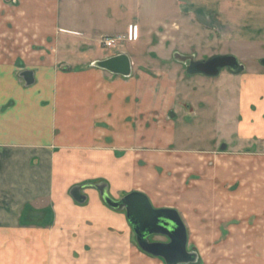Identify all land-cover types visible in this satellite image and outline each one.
<instances>
[{
  "label": "crops",
  "instance_id": "0c3cea01",
  "mask_svg": "<svg viewBox=\"0 0 264 264\" xmlns=\"http://www.w3.org/2000/svg\"><path fill=\"white\" fill-rule=\"evenodd\" d=\"M114 36L128 41L107 54L101 39ZM175 54L234 55L245 71L189 76ZM118 55L131 77L96 67ZM263 60L264 0H0V264H33L23 252L35 232L34 264H61V244L85 264L149 256L98 190L73 199L86 184L178 211L188 237L207 218L228 234L256 221L247 210L264 202Z\"/></svg>",
  "mask_w": 264,
  "mask_h": 264
},
{
  "label": "water",
  "instance_id": "95a60500",
  "mask_svg": "<svg viewBox=\"0 0 264 264\" xmlns=\"http://www.w3.org/2000/svg\"><path fill=\"white\" fill-rule=\"evenodd\" d=\"M174 60L186 66V73L189 76L217 78L224 71L231 75H240L245 71V66L234 55L213 56L196 61L193 56L175 54ZM261 64L264 66V60ZM96 67L124 78L132 75V63L127 55H119L98 62ZM25 80L28 85L31 84L28 79ZM86 188L98 190L102 201L110 209L117 212L125 211L134 232L136 244L143 253L161 259L165 264H198L199 257L196 252L188 250V231L178 211L155 209L150 200L139 193H133L120 201H115L111 198L107 186L98 184L75 187L71 195L77 203L86 202V197L81 193ZM154 236L166 237L169 242L152 243L149 239Z\"/></svg>",
  "mask_w": 264,
  "mask_h": 264
},
{
  "label": "rangeland",
  "instance_id": "374dc122",
  "mask_svg": "<svg viewBox=\"0 0 264 264\" xmlns=\"http://www.w3.org/2000/svg\"><path fill=\"white\" fill-rule=\"evenodd\" d=\"M108 53L111 52H107V54ZM148 58L152 59V57ZM140 60H142L143 62L144 58L140 57ZM247 61L248 60L246 57L244 58L243 63L247 64ZM145 62L146 63L144 64L149 63V61L146 60ZM224 75L226 76L229 74L227 71H224L222 73V76L225 77ZM207 134L208 133H205V136L208 138ZM247 165H250V163H247ZM257 206V208L253 207V209L247 210V216H254L256 221L249 222L251 224H249L247 221L245 225L238 223L237 225L231 226V230L229 231L230 234H228L227 226L224 225L219 228L217 222L213 221L212 218L204 219V222H207L206 224L204 223V225H195L191 227L192 231L191 233H189V237L191 238V242H189V245L191 246L188 247V250L191 252H196L197 256L199 257L198 264H264V202L258 204ZM207 215L211 216L210 213H208ZM2 230L4 229H0V241H3V236L5 234L4 232V234L2 233ZM220 233H222V239L220 238V240H218ZM32 234L34 233L32 232ZM35 235V237L27 239V250H24L23 252L29 254L28 260H30V262L33 264L35 262V259L31 256H33V253L35 252V242L37 241V239H40V236H37L38 234H36V232ZM10 239L12 240L11 244L13 246L14 239ZM151 242L168 243V240L163 236H154ZM12 246L9 248L14 247ZM60 246L61 264H67L69 263V260L72 264H85V262L82 263L83 259L78 256L76 257V255L74 257H70L71 259L65 258V249L62 248V244ZM132 246L134 248H137L135 238ZM50 249L51 248H49L45 244L42 248L44 255ZM39 251H41V248L38 249V252ZM45 258L47 257L45 256ZM151 258L153 257L147 256L146 258H141L138 259L137 262H134L137 264H153L151 262ZM92 263L94 264L96 262L92 260Z\"/></svg>",
  "mask_w": 264,
  "mask_h": 264
},
{
  "label": "built area",
  "instance_id": "2783aa9c",
  "mask_svg": "<svg viewBox=\"0 0 264 264\" xmlns=\"http://www.w3.org/2000/svg\"><path fill=\"white\" fill-rule=\"evenodd\" d=\"M127 41L128 40L125 36L103 37L101 39V45L110 50L125 44Z\"/></svg>",
  "mask_w": 264,
  "mask_h": 264
},
{
  "label": "flooded vegetation",
  "instance_id": "af4514ba",
  "mask_svg": "<svg viewBox=\"0 0 264 264\" xmlns=\"http://www.w3.org/2000/svg\"><path fill=\"white\" fill-rule=\"evenodd\" d=\"M124 45V44H123ZM102 46V45H101ZM122 45H120L119 47H121ZM103 47V46H102ZM119 47H117V48H115V49H110V50H108V49H106V48H104L103 47V49L104 50H106V51H109V52H115V51H118V49H119ZM119 56V55H118ZM116 57V56H115ZM111 58H113V57H111ZM108 59H110V58H108ZM108 59H106V60H108ZM206 60V59H205ZM103 61H105V60H103ZM196 61H198V60H196ZM101 62V61H100ZM180 64V63H179ZM182 65V64H181ZM183 67L185 68V70H186V66H184L183 65ZM98 68V67H97ZM100 69V68H99ZM152 238L153 237H151L149 240H150V242H151V240H152ZM168 240V239H167ZM168 242H169V240H168Z\"/></svg>",
  "mask_w": 264,
  "mask_h": 264
},
{
  "label": "trees",
  "instance_id": "16d2710c",
  "mask_svg": "<svg viewBox=\"0 0 264 264\" xmlns=\"http://www.w3.org/2000/svg\"><path fill=\"white\" fill-rule=\"evenodd\" d=\"M30 211H31L30 208H26V209H25V212H24V213H25L24 217H27V218H28V215H29L28 213H29ZM29 217H30V216H29ZM30 218H31V217H30ZM30 218H29V219H30Z\"/></svg>",
  "mask_w": 264,
  "mask_h": 264
}]
</instances>
